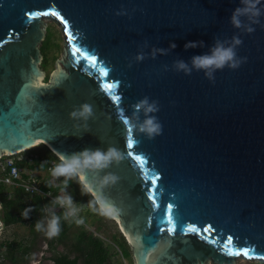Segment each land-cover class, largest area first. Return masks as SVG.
Here are the masks:
<instances>
[{
  "label": "water",
  "instance_id": "water-1",
  "mask_svg": "<svg viewBox=\"0 0 264 264\" xmlns=\"http://www.w3.org/2000/svg\"><path fill=\"white\" fill-rule=\"evenodd\" d=\"M246 6L247 0H0V158L40 144L58 158L114 147L119 161L79 179L94 199L108 201L111 210L102 211L119 224L134 264L264 261V0L256 4L258 16L242 11L237 27L231 16ZM53 16L67 43L46 80L40 46L44 17ZM188 41L196 46L186 48ZM217 43L233 47L237 66L196 68L192 58ZM180 61L186 68H178ZM84 104L91 107L87 119L70 116ZM148 118L160 125L158 133L141 129ZM108 173L119 179L98 193Z\"/></svg>",
  "mask_w": 264,
  "mask_h": 264
},
{
  "label": "trees",
  "instance_id": "trees-1",
  "mask_svg": "<svg viewBox=\"0 0 264 264\" xmlns=\"http://www.w3.org/2000/svg\"><path fill=\"white\" fill-rule=\"evenodd\" d=\"M51 38L52 33L49 31L47 32L46 37L40 46L43 53V61L41 66L44 69H46L48 66V51L50 49ZM48 79L49 75L46 76V80ZM39 146L40 147H37V150L32 151L33 148L30 149L32 152L27 150V152L37 154V158L31 163H20L22 167H27L32 171L42 172L45 171L50 161L55 160L57 163L59 162V158L47 146L44 144H40ZM47 174L48 177L43 179L41 182V191L46 192L47 190H50L54 194H60L62 192V188L66 189L69 192V195L72 197L75 206L79 207V209L84 208L88 201L90 202L94 200L90 193L83 190V184L78 177H63L58 184H53L51 172L48 171ZM38 177L40 179L42 178L41 176ZM24 178L28 179V175L24 174ZM65 179H67L66 186L63 183ZM0 198L3 201L4 207L7 209L4 213V219L7 225L21 221L28 223L31 229L35 230L36 223L38 221H42L46 214L50 212V210L54 208L53 213L56 215L58 214V210L46 197L39 193L30 194L25 192L24 188L22 187L11 188L1 186ZM26 209L28 210L27 215H24L23 213ZM96 209L97 210H88L87 212L89 215H95L96 212V214L100 216H98L97 220L92 221L93 229L97 231L104 229L105 225L101 223L100 220L103 216L100 214L103 213L102 210L98 206ZM75 226L76 224L74 221L65 219L63 215V218L59 220V232L52 236V239L49 240L51 247L54 246V243L66 244L65 240L68 237V233ZM122 238L124 237L122 236ZM114 240H116V238H114ZM8 246L10 249H16L12 242L8 243ZM22 246L24 247L22 249L21 260L23 261L22 264H26V261H28L31 257L30 251L32 250V245L25 246L23 244L21 245L20 243L17 245V248ZM73 250L76 253L74 257H70L66 254H58L52 256L51 259L53 260L54 264H78L80 259L83 260L84 264H114L111 260L112 253L109 247L105 244V241L99 236H96L93 231H87L82 233L80 236H77V243L75 244ZM122 254L124 257H129L131 252L129 249H127L123 251ZM10 257L13 263L18 262V259L14 254ZM262 264L264 263L262 262Z\"/></svg>",
  "mask_w": 264,
  "mask_h": 264
},
{
  "label": "rangeland",
  "instance_id": "rangeland-1",
  "mask_svg": "<svg viewBox=\"0 0 264 264\" xmlns=\"http://www.w3.org/2000/svg\"><path fill=\"white\" fill-rule=\"evenodd\" d=\"M44 23L46 34L49 31L52 33L50 49L48 51V66L46 69L43 68L46 71V74L50 75L51 72L55 69V60L61 58L62 53L66 48L67 39L66 33L64 31V25L59 17H44ZM37 147L33 148L32 151L37 150ZM25 172L28 173L29 170L26 169ZM33 173L36 176L42 177L41 182L43 179L48 177L47 171H34ZM51 177L53 184H58L61 178H63L64 176L53 177L51 175ZM65 194L69 195V192L66 189L61 192V195ZM6 210V207H4V213ZM81 210L86 224L84 226L76 224V226L69 231L68 237L65 240L66 244L54 243L53 247H51V245L49 244V240L52 239V236L49 237L48 235H46V232L44 230H32L28 223H24L21 221L9 224L5 230V233L0 237V264L23 263V261L21 260V254L24 246L17 248V245L20 243L21 245L23 244L25 246L32 245V250L30 251L31 257L28 261H26V264H54L51 257L58 254H66L70 257H74L76 253L74 252L73 248L77 243V236H80L82 233L87 231H93L96 236H99L105 241V244L109 247L112 253L111 260L114 264H134L132 253L129 257H124L122 255V252L127 249H129V251L131 252V248L128 245L126 239L122 238L123 233L119 228V224L102 211L103 213L100 214L103 216L100 220L101 223L105 225V228L96 231L93 229L92 221L97 220L99 215L96 214V212L95 215L88 214V210H93V208L89 206V201ZM53 211L54 208L46 214L42 222L46 224L47 218L51 213H53ZM57 213V216L62 219L63 215L58 211ZM114 238H116V240H114ZM11 242L16 249L9 248L8 243ZM13 254L18 259V262L16 263H13L10 259V256ZM262 262L264 263V261H262L261 259H247L245 257H238L235 264H262ZM78 264H84L83 260L80 259Z\"/></svg>",
  "mask_w": 264,
  "mask_h": 264
},
{
  "label": "clouds",
  "instance_id": "clouds-1",
  "mask_svg": "<svg viewBox=\"0 0 264 264\" xmlns=\"http://www.w3.org/2000/svg\"><path fill=\"white\" fill-rule=\"evenodd\" d=\"M259 0H247V6L244 9L236 8L234 13L231 16V22L235 26L240 25L239 14L243 11L244 13H249L252 16L259 15V9L256 7V4ZM249 31L252 29L249 28ZM234 43L239 44L241 41L239 38H234ZM196 42L188 41L185 44V47H195ZM170 47H175V44L172 43ZM235 52L233 47H224L222 44L217 43L215 47L211 50L210 54L197 55L192 58V63L196 68L200 69H209V68H222L225 64H228L230 67H236L238 62L234 61ZM178 68L184 69L186 65L183 61L178 62ZM59 72V70H58ZM54 77L57 76L56 73L53 74ZM62 75V73H61ZM147 104V101H141L137 107ZM146 111H154L155 108L152 105H148L145 109ZM91 115V107L88 104H84L80 107L79 110H74L70 113V116L81 117L87 119ZM143 131L152 135L153 133H158L160 131V125L157 122H154V118L146 119L143 124L140 126ZM121 152L114 148L110 147L106 151L99 149H85L79 153H73L71 155H62L59 157V162L56 163L50 170L53 177L64 176L66 178L76 176L83 179L86 170H100L109 165L112 161H119L121 158ZM119 178L113 174L108 173L104 175L97 186L98 193H102V190L105 186L110 184H115ZM64 185H67V179L63 182ZM83 190L91 193L92 187L89 184H83ZM63 192L64 189L62 188ZM54 204L61 206L64 209V218L68 219L69 217H76V214L79 212V208L75 206L73 199L70 195H60L55 197ZM96 205H99L101 210H111L108 201L100 194H98L93 201L89 202V206L96 209ZM27 209L23 213L27 215ZM59 219L55 213H51L47 218V223L45 224L42 221H38L35 225L37 230H44L46 235L49 237L56 235L59 232ZM82 218H76L75 223H82Z\"/></svg>",
  "mask_w": 264,
  "mask_h": 264
},
{
  "label": "built area",
  "instance_id": "built-area-1",
  "mask_svg": "<svg viewBox=\"0 0 264 264\" xmlns=\"http://www.w3.org/2000/svg\"><path fill=\"white\" fill-rule=\"evenodd\" d=\"M37 158V154L30 153L26 151H22L13 155H5L0 158V187L6 186L11 188L22 187L25 192L30 194L39 193L46 197L55 208L64 213V209L53 203L55 197L60 196V194H54L52 191L47 190L41 191V179L34 175V171L28 169L27 167H22L20 163L22 162H34ZM55 160L50 161L45 171H50L51 168L56 164ZM28 169L29 172L26 173L25 170ZM24 174L28 175V179L24 178ZM82 211L79 209V212L76 214V217H69L68 219L74 221L76 218H82L83 222L77 225H85V218L83 217ZM7 224L4 219V204L2 199L0 198V237L5 233L7 228ZM123 253V252H122ZM123 255V254H122Z\"/></svg>",
  "mask_w": 264,
  "mask_h": 264
},
{
  "label": "snow or ice",
  "instance_id": "snow-or-ice-1",
  "mask_svg": "<svg viewBox=\"0 0 264 264\" xmlns=\"http://www.w3.org/2000/svg\"><path fill=\"white\" fill-rule=\"evenodd\" d=\"M33 15H35V14H33ZM88 59L95 60V57H94V56H90V57H88ZM106 87L110 88L111 85H106ZM30 95H31L33 98H36V97L39 96V93H38V92H31ZM112 99H113V100H118V97H116V96H112ZM129 132H130V131H129ZM134 143H136V142L134 141V139L132 138V136L129 134V138L127 139V147H128L129 149H132ZM129 155H131V153H129ZM135 159L139 161V160L141 159V157H140V156H136ZM156 183H157V178H156V177L154 176V174H153V176L151 177V185L154 186V185H156ZM148 197H149V199H152V193H148ZM154 203H155V200H153V204H154ZM171 209H172V205L169 204V205H168V216H167V230H168L169 232H172L173 229H174V227H175L174 220H173V215H172V213H171ZM181 228L183 229V224L181 225ZM188 228H189L190 230L194 231V232H199V231L201 230L200 228H198V227H197L196 225H194V224H190V225H188ZM161 231H164V229H161ZM203 231L207 232V231H208V228H204ZM230 239H231V237H229V240H230Z\"/></svg>",
  "mask_w": 264,
  "mask_h": 264
}]
</instances>
